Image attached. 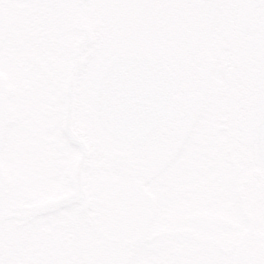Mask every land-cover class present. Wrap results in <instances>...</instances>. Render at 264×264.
<instances>
[{
    "label": "rangeland",
    "instance_id": "1",
    "mask_svg": "<svg viewBox=\"0 0 264 264\" xmlns=\"http://www.w3.org/2000/svg\"><path fill=\"white\" fill-rule=\"evenodd\" d=\"M106 1L119 4L125 25L133 30L134 25L139 26L136 9L141 4L156 7L158 17H164L165 8L169 9L171 4L177 14L181 3L191 2L195 6L202 0H93L94 15L81 0H41V21L30 19L28 31L23 28L18 35L30 34L27 49L44 55L45 65H51V71L59 66L62 71H70L72 62L73 67L76 62L75 51L80 48L81 64L73 76V119L91 151L84 170L88 198L83 206L64 204L53 212L32 217L31 214L29 219L3 218L11 213H25L35 200H23L24 138L17 133L10 141L4 139L0 146V264H245L241 258L234 259L233 250L244 243L249 226L246 208L256 217V230L264 233V200L243 197L248 179L254 177L256 169L253 154L231 153L227 145H222L216 157L220 164L216 180H208L207 176L187 179L185 173L189 169L176 163L177 156L172 158L173 166H177L168 175L165 171L157 173L151 142L131 148V164L125 171L118 172L106 162L116 145L93 130L97 118L95 93L102 66L110 55L143 46L154 38L151 32H140V26L135 33L123 31L124 25L115 27L114 32L103 15ZM205 1L218 3L223 12L224 7L231 8L241 0ZM10 3L16 15L14 23L26 27L21 21L26 14L23 7H37L40 1L0 0L3 6ZM85 27L91 30L92 38L80 44L85 39ZM164 37L158 33L157 42L163 44ZM8 61V56L0 57L3 91ZM223 124L218 122L216 128L223 130ZM64 156L63 152L62 163ZM76 157H81L79 150L73 152V169ZM69 173L62 170L60 184L69 183ZM152 235L156 236L145 239ZM139 236L143 240L136 249L124 245ZM219 247L233 250L226 253Z\"/></svg>",
    "mask_w": 264,
    "mask_h": 264
},
{
    "label": "flooded vegetation",
    "instance_id": "2",
    "mask_svg": "<svg viewBox=\"0 0 264 264\" xmlns=\"http://www.w3.org/2000/svg\"><path fill=\"white\" fill-rule=\"evenodd\" d=\"M39 1L37 7H23L26 14L21 21L27 24L26 27H17L14 23L16 15L11 8L12 3L10 6L0 5V57L5 55L10 60L5 93L0 89V146L4 139L10 141L17 133L24 138L21 152L22 193L23 200L35 199L24 211L28 213L34 210L31 217L55 211L57 208L35 209L78 192L77 174L81 157H76L73 169V152L79 150L81 156V150L71 140L70 133H74L87 146V156L79 174L86 198L84 170L91 155L84 141V133L73 119V62L70 71H62L60 66L53 67L51 71V65H45L44 55H39L40 52L36 50L30 53L27 49L29 44L26 41L30 34L18 35L23 28L28 31L30 19L41 21L44 11ZM84 3L90 6L89 12L94 15L93 0ZM263 4L241 0L231 8L224 7L222 12L218 3L202 0L195 4L196 7L191 6V2L181 3L177 14L171 4L169 9L165 8L164 17H158L156 7L154 9L153 6L141 4L136 9L140 29L134 25V29L130 30L118 11L119 4L112 1L104 3L103 15L113 25L114 32L117 30L115 27L124 25L122 29L126 33H135L138 29L143 33L151 32L154 36L150 43L143 46L140 44L134 49L126 48L116 54L144 53L158 57L167 67L172 82L171 97L163 122L150 138L140 144H125L114 139L96 118L93 130L105 137L109 144L116 145L114 152L121 151L129 155V165L120 170L111 163L113 152L106 159L110 167L118 172L127 170L131 164V148L147 142L152 145V163L157 173L165 171L164 174L168 175L177 166H173L172 162V158L177 156L176 163H183L189 169L185 173L187 179H204L207 176L208 180H216L220 176V164L216 157L222 145H227L231 153L254 155L257 123L263 104ZM85 29L91 40V30L87 27ZM158 33L165 36L163 44L156 40ZM35 41L40 42V39ZM71 84L69 97L67 90ZM220 121L224 123L223 130L216 128ZM63 152L65 156L62 163L60 158ZM254 164V177L248 179V188L243 197L263 201L264 166L256 161L255 155ZM63 169L70 171L69 183L60 184ZM147 194L151 197L150 193ZM68 204L84 205L79 201ZM245 212L249 226L244 243L234 250L229 247L226 253L233 250L234 259L241 258L245 264H264V233L256 230L255 215L247 208Z\"/></svg>",
    "mask_w": 264,
    "mask_h": 264
},
{
    "label": "water",
    "instance_id": "3",
    "mask_svg": "<svg viewBox=\"0 0 264 264\" xmlns=\"http://www.w3.org/2000/svg\"><path fill=\"white\" fill-rule=\"evenodd\" d=\"M89 2L90 0H82ZM85 39L80 44L90 40L89 32L84 30ZM79 49L76 51V64L73 73L80 67ZM74 90V80H73ZM172 82L167 67L158 57L144 53H119L111 56L102 70L96 87L95 109L102 128L114 139L125 144H140L150 138L163 122L171 97ZM72 84L68 87L71 96ZM71 140L78 144L81 150V161L77 174L78 192L54 201L51 204L36 208L51 209L61 205L79 201L85 204L86 194L80 181V170L87 156L86 144L74 133ZM256 161L264 166V74H263V104L254 142ZM111 163L116 169H124L129 165V155L116 151L111 156ZM28 213H11L7 216L19 218L29 217ZM156 235L145 237L150 240ZM139 236L134 240L124 242L125 246L136 249L142 242ZM220 251L229 249L219 247Z\"/></svg>",
    "mask_w": 264,
    "mask_h": 264
}]
</instances>
